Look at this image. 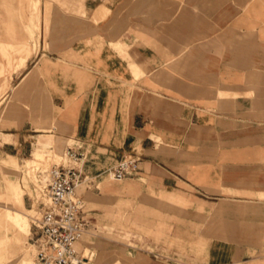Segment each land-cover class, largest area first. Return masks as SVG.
Masks as SVG:
<instances>
[{
	"label": "crops",
	"instance_id": "0c3cea01",
	"mask_svg": "<svg viewBox=\"0 0 264 264\" xmlns=\"http://www.w3.org/2000/svg\"><path fill=\"white\" fill-rule=\"evenodd\" d=\"M40 1L38 19L30 0H19L20 31L0 7L6 59H0V93L21 74L0 113V215L4 209L31 214L28 233L7 234L12 256L0 257V264L28 261L18 241L32 236L37 211L24 196L36 192V200L39 192L23 167L36 149H52L61 161L56 138L88 146L81 166L86 177L77 187L88 218L76 243L80 253L91 243V211L102 210L109 230L118 219L136 226L141 218L126 209L140 194L145 203L181 209L183 217L203 223L204 264H264V0L66 2L73 14L93 21L92 32L57 54L38 53L30 66L42 26L47 29L46 0ZM30 23H38L31 55ZM36 88L50 112L40 127L24 108ZM40 131L23 159L29 132ZM129 155L140 157L137 175L111 178L108 169ZM3 229L0 224L1 236ZM141 251L129 264H179Z\"/></svg>",
	"mask_w": 264,
	"mask_h": 264
},
{
	"label": "rangeland",
	"instance_id": "374dc122",
	"mask_svg": "<svg viewBox=\"0 0 264 264\" xmlns=\"http://www.w3.org/2000/svg\"><path fill=\"white\" fill-rule=\"evenodd\" d=\"M70 1L72 2L74 0H46L44 7L41 6L42 14L44 17L47 16V29L45 32V26H42L43 32L39 39V46L37 51L33 54L32 52L35 50L36 45V42L33 41V29H38V23H30V55L32 54L30 57V66L34 64L33 62L37 59L36 56L38 53L40 54L49 51L50 54H57L59 50L58 48H71L77 38H81L82 35L84 36L92 32L91 29L93 26V21L83 16L79 17L80 14H73L72 10L69 9L68 4L66 3ZM164 1L165 0H158V3ZM18 2L19 0H0V7L3 8V11L1 12L3 19L6 21H13L15 27L20 31L21 24L17 16ZM107 2H111V0H105L103 3L107 4ZM30 4L31 12L39 19V17H41V1L30 0ZM11 13L13 16L10 15ZM24 35L25 34L20 32L18 38H22ZM0 39L5 38L0 36ZM25 46V43H20V54H25ZM0 59L2 61L6 60L1 55ZM25 60L26 58L23 57L20 61V65H22ZM20 77L21 74L19 72L15 74L14 79L9 80V86L0 93V113L10 101V86L13 84L15 85L19 81ZM24 108L28 109V116L34 127L42 126V123L45 122V120H48L50 116L49 106L46 104L42 88H36L30 92V106H24ZM29 133L33 135L29 136V141L31 143L29 142V146L27 148L28 151L23 159L30 156L34 141L36 140L38 134L43 132L40 131ZM56 140L60 143L59 151L61 154H63V152L66 150V147L68 146L81 145L83 151L88 150V146L86 144L80 143L78 140L67 141V139L60 138H56ZM36 152H39V154L42 152L43 154H40L41 158L38 159V162L34 161L37 155ZM4 153V150L0 148V157L3 156ZM31 159L32 160L30 161L29 159V162H26L25 166L23 167L25 173L24 177L27 183L33 181L37 185L33 186L34 184H32V182L30 184L32 189H38L37 192H39V196L35 200L33 197L36 192H34L33 195L31 192L30 196L26 194L24 199L28 208L38 211V203L40 200H42V193L44 192V187L46 185L40 180V176H43L41 172L49 169L53 164L59 163L60 158L58 154L52 151V149L46 148L36 149ZM22 160L19 162L21 163ZM68 164L72 165V162L68 161ZM20 174L21 173H19L18 177L19 180ZM92 192L95 194H100L99 191ZM131 199V204L133 207H127L126 211L130 213H133L134 211V213L141 218L140 221H137L139 224H137L138 226H131L130 224L128 226V222L118 219L113 222V228L109 230V228L105 226V221L101 219V214L103 213L102 210L95 208V211H91V215L95 217L94 222L96 223L91 229V232L86 233L91 238V243H89L87 246L90 256L88 254V250H86L84 254L89 257V264H129L134 260L139 259V257L142 256L140 252L143 253L141 250L144 249L162 255L164 261L175 259L179 264L205 263L206 250H202L201 246L199 245V241L203 237V234L200 233V231L203 229V223L201 221L183 217L184 212L181 209H171V207H165L164 205L161 207V205L155 206L154 203H145L140 199V194L132 196ZM23 213L25 214L29 224L31 214L26 213L25 211H23ZM0 218L3 220L0 224L4 228L3 235L1 236L0 234V247H3V249H0V257L7 261L8 258L12 256L10 255V250L7 248V234L13 230L12 225L8 222L7 209L3 210ZM187 231H190L191 233H188ZM29 237H31V234ZM29 237L26 236V239L18 241V243L22 246L24 244L26 245L23 252H26V255H28L29 251L30 254L28 261L23 262V264H30L32 259L31 251L33 248L27 243V239L30 243H32L31 239L29 240ZM86 244L87 243L84 241L83 245ZM4 246H6V249Z\"/></svg>",
	"mask_w": 264,
	"mask_h": 264
},
{
	"label": "built area",
	"instance_id": "2783aa9c",
	"mask_svg": "<svg viewBox=\"0 0 264 264\" xmlns=\"http://www.w3.org/2000/svg\"><path fill=\"white\" fill-rule=\"evenodd\" d=\"M65 155L72 165L55 164L32 218L31 242L35 248L33 264H86L88 257L76 249L84 235L88 218L77 186L85 179L81 165L85 154L81 145L68 146ZM140 157L129 155L110 167L114 179L135 177Z\"/></svg>",
	"mask_w": 264,
	"mask_h": 264
},
{
	"label": "bare ground",
	"instance_id": "6f19581e",
	"mask_svg": "<svg viewBox=\"0 0 264 264\" xmlns=\"http://www.w3.org/2000/svg\"><path fill=\"white\" fill-rule=\"evenodd\" d=\"M40 152V151H39ZM39 152L37 153V155H36V157H35V159H34V161L35 162H38V159H40L41 158V155L40 154H42V152L39 154ZM43 155V154H42ZM68 158L66 157V155H65V151H64V153H63V155L61 156V161H59V163H56V164H63V165H68ZM27 162H29V160L27 161ZM34 162V163H35ZM85 162V161H84ZM84 162H83V164H84ZM36 164V163H35ZM82 164V165H83ZM53 165H55V164H53ZM52 165V166H53ZM81 165V166H82ZM51 168V167H50ZM50 168L49 169H47V170H45V171H43V172H41V174L43 175L42 176V182H43V184L45 183L46 184V182H47V180H48V172H49V170H50ZM109 170V169H108ZM108 172V171H107ZM109 174V173H108ZM109 176L112 178V176L109 174ZM114 179V178H113ZM120 180V179H119ZM81 184V183H80ZM79 184V185H80ZM78 185V186H79ZM77 186V187H78ZM7 218H8V222L12 225V227H13V230L15 231V232H17L20 236H22L23 234H25L26 232H28V227H29V224H28V221H27V218H26V216H25V214L22 212V211H17V210H10V209H7ZM83 237V236H82ZM81 237V238H82ZM81 238L79 239V240H81ZM78 240V241H79ZM77 241V242H78ZM33 248V250H32V259H31V263L30 264H33V259H34V257H35V248H34V246L32 247ZM77 249V248H76ZM89 250V249H88ZM78 251V250H77ZM84 254V253H83Z\"/></svg>",
	"mask_w": 264,
	"mask_h": 264
}]
</instances>
